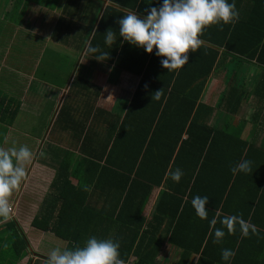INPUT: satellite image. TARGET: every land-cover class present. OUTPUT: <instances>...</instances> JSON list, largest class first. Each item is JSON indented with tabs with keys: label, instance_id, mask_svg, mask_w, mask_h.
Segmentation results:
<instances>
[{
	"label": "trees",
	"instance_id": "1",
	"mask_svg": "<svg viewBox=\"0 0 264 264\" xmlns=\"http://www.w3.org/2000/svg\"><path fill=\"white\" fill-rule=\"evenodd\" d=\"M111 1L118 6L107 7L89 46L108 52L106 61L139 75L140 82L125 116L112 125L110 139L94 148L96 159H88L93 171L86 170V164L72 169L70 164L60 165L33 226L57 235L68 248L83 246L90 236L119 241L121 261L134 264H160L157 258L166 242L179 250L174 264H190L195 257L196 264H224L222 248L235 252L231 264H264V150L242 138L245 123L231 121L249 97L246 82L228 81L218 104L227 116L223 125L211 121L217 108L201 100L208 78L219 65L226 68L230 59L254 62L253 92L264 105V0H234L239 12L235 25L207 27L200 37L203 44L188 53L189 64L178 71L164 69L154 52L149 54L119 36L118 21L128 10L145 16L162 0ZM109 29L116 33L112 47L104 43ZM233 72L229 69L226 74L230 77ZM83 80L75 78L73 93L85 90ZM67 108L64 105L57 120L64 118ZM87 135L80 150L85 149ZM243 160L252 161V172L233 175L231 168ZM176 168L184 173L179 183L168 175ZM158 187L162 189L148 218L144 210ZM196 195L209 198L207 220L197 217L191 205ZM99 197H105L104 203L94 204ZM231 215H242L259 234L243 238L237 226L234 235L214 244L209 222L216 218L215 227L220 228V220ZM0 244V256L10 250L12 264L26 253L44 257L31 251L17 220L0 230ZM39 260L30 257L27 264Z\"/></svg>",
	"mask_w": 264,
	"mask_h": 264
},
{
	"label": "crops",
	"instance_id": "2",
	"mask_svg": "<svg viewBox=\"0 0 264 264\" xmlns=\"http://www.w3.org/2000/svg\"><path fill=\"white\" fill-rule=\"evenodd\" d=\"M61 1L0 0V31H5V34L0 33V40H2L0 42L1 63L6 65V68L9 67L12 72L10 76L15 74L20 76V79L13 86L0 88V124L4 130L3 137L6 136L4 138L6 143L15 146L18 142V136H14L15 139H13L11 135H14V131L17 130L15 129L17 128L16 121L26 120L27 132L25 135L27 134V142L24 144L27 143V146L33 151V162L28 166L29 179L26 178L22 184L23 188L17 192L16 196L13 194L14 197L11 198L13 199L11 203L14 205L13 214L16 215H12L11 219L0 223V230H4L10 221L17 220L19 223L17 213L21 204L28 207L26 212L27 217L30 218V207L38 205V199L35 200V195L40 194L41 199L49 198L47 194L50 193L57 168L63 163L70 164L71 169L77 165L82 168V165L86 164V170L93 171L92 166L94 164L88 159H96L94 148L100 144V141L110 139L112 125H116L125 116L141 79L139 75L133 72L117 68L112 62L98 61L86 52L105 10L109 5L118 6V4L111 0H66L59 9L60 13L54 11ZM44 5L46 6L44 7ZM127 12L137 13L133 9ZM116 17L118 19L119 16L116 15ZM141 17L143 18V15ZM21 30L25 31L27 36H38L45 30L44 37H55L53 30L69 32L71 37L67 41L72 44L73 52L68 50L64 54L60 53L58 59L64 60L65 57H71L67 60L68 68H64L65 70L55 68L58 72L57 76L50 77L49 74L54 65L46 64L44 67L40 64V59L45 56L43 55L45 51L41 52V56L36 62L30 63L28 60V66L27 60L13 62L10 56L17 44L16 36L20 34ZM24 50L27 53L25 43L19 45V51L23 53ZM51 57L56 58L54 55ZM29 58L32 60L31 57ZM226 62H228L226 68L223 67L225 64L219 65L217 70L208 78L201 100L217 108V113L211 121L213 123L220 121L219 124L223 125L227 121V116L224 108L218 106L220 97L228 87L229 80L232 84L236 81H245L249 97L231 121L234 125L241 121L245 123L242 138L248 139L264 150V105L259 104L253 92L254 85H252L257 78L256 65L254 62L241 60L230 61L229 59ZM229 69H234L230 77L226 74ZM65 74L68 75L64 78L67 82L64 86H57L54 82L55 79L62 75L64 77ZM77 76L84 79L83 82L86 87L85 90L81 89L73 93L71 88ZM13 80L10 79L8 83ZM50 102L52 105L55 103L57 105L49 108ZM66 104L68 108L64 118L57 120ZM97 111H100L98 115H96ZM44 121H50V124ZM56 121H68V123L67 125H57ZM87 132L89 137L86 140L85 149L80 150ZM72 181L74 184L78 183L76 178H72ZM155 189L157 192L154 195ZM155 189L144 210V214L148 218L154 212L162 188ZM43 190L47 193H42ZM102 198L105 199V197ZM102 198L99 197L98 200H94V204L102 205L104 203ZM42 202L39 205L44 203ZM25 214L23 213L24 216ZM37 214L38 212L31 216V221ZM38 230L39 233L33 236L37 242L41 241L36 239L38 236H45V233L53 234L50 231ZM23 231L28 236L27 226ZM165 232H163V236ZM29 240L32 242V238ZM65 244L67 245V242ZM60 247H65L64 243H61ZM170 253L179 254V250L166 242L157 258L159 263L162 255H165V259L168 260ZM29 255L32 257L31 253ZM28 256L26 253L17 264H27ZM34 256L35 259L40 258ZM197 260L198 257H195L190 264L193 262L196 264Z\"/></svg>",
	"mask_w": 264,
	"mask_h": 264
},
{
	"label": "clouds",
	"instance_id": "3",
	"mask_svg": "<svg viewBox=\"0 0 264 264\" xmlns=\"http://www.w3.org/2000/svg\"><path fill=\"white\" fill-rule=\"evenodd\" d=\"M239 12L233 0H162L160 6L151 7L141 18L134 12L124 15L118 22L119 36L131 45L142 48L149 54L161 58L160 63L168 71H178L189 64L191 51L195 53L203 44L200 38L205 29L212 25H235ZM104 43L112 47L116 42V33L109 29L104 35ZM86 52L98 61H106L109 54L99 46H89ZM160 98V92L154 99ZM33 162V151L27 145L0 148V223L12 218L11 198L26 181L28 166ZM233 175L252 172V161L243 160L231 168ZM171 180L179 183L183 170L176 168L168 173ZM208 196L196 195L191 200L195 214L201 220L208 219ZM209 235L214 244H222L226 235L237 231L243 238L258 235L256 225L246 221L242 215L225 216L220 220L221 227L216 228L217 219L210 222ZM225 229L227 232H225ZM235 252L221 249L224 264H231ZM47 264H122L120 243L113 239H98L90 236L83 246L56 247L47 257Z\"/></svg>",
	"mask_w": 264,
	"mask_h": 264
},
{
	"label": "rangeland",
	"instance_id": "4",
	"mask_svg": "<svg viewBox=\"0 0 264 264\" xmlns=\"http://www.w3.org/2000/svg\"><path fill=\"white\" fill-rule=\"evenodd\" d=\"M66 2V0H62L60 2V4L54 9V11H58L60 13V7L62 5H64ZM46 5H44L45 7ZM2 32V33H1ZM46 31H42V34H39L38 36H34V35H28L26 34L25 31L21 30L20 34L18 36H16L17 39V44L14 46V49L12 50V55L10 56V59L13 62H19L21 60H27V66H28V60L31 62H36V60H38L41 56V52L45 51V53L43 55H45L42 59H40V64L44 67H46V64H51L54 65V68L51 69L49 76L50 77H56L57 76V71L56 69L59 68H68L69 63L67 62V60H69L71 57H65L64 60H58L60 57V53L64 54V52L70 50L71 52V43H68L67 39L70 38L71 36L69 35V32H65V31H54L53 33L55 35V37H44L43 33H45ZM1 34H5V31H0ZM7 38V37H4ZM3 38V39H4ZM0 42H2V40H0ZM23 43H25L27 45V53H25V50L22 52L19 51V45H22ZM1 47V46H0ZM52 55L56 56L55 57H51ZM31 57L32 60L29 58ZM35 60V61H34ZM62 61H64L63 63H61ZM246 63V62H245ZM68 64V65H67ZM8 65V63H7ZM65 70V69H64ZM10 74H12L11 70L9 69V67L6 65L1 63V58H0V88L4 86L5 87H11L13 86V84L20 79L18 75H14V76H10ZM68 75L65 74L64 77L59 76L57 77V79H55V84L57 86H64L65 83L67 82L64 78H66ZM13 80L12 82L8 83L9 80ZM8 83V84H6ZM55 106L57 105V103L54 104ZM54 105L51 104L49 105V108L54 107ZM50 112V110H49ZM17 122V130L14 131V135H11V137L13 139H15L14 136H18L17 137V143L15 144L16 147H19L20 145H27L24 144V142H27V134L25 135V133L27 132V121L26 120H20V121H16ZM44 122H50V121H44ZM220 122V121H219ZM219 122L217 121L216 123H214L216 126H220ZM50 124V123H49ZM13 132V131H12ZM4 134V130L3 128H1V124H0V148H10L12 147V145H10L9 143L7 144L5 139V137H3ZM6 135V132H5ZM4 140V141H3ZM28 174H27V180L28 178ZM21 188H23L21 186ZM21 190V189H20ZM161 191V190H160ZM157 192V189L154 190V195ZM42 193H47V191L43 190ZM18 193L15 192L14 196H16ZM160 194V192H159ZM49 194H47L48 196ZM13 196V197H14ZM42 196H40V194L35 195V200L38 199V205L35 206H31L30 207V211H31V215L30 218L32 219L31 216H33L35 213L39 212L41 205H39V203L41 201H45V198H42ZM44 199V200H43ZM11 201H13V199H11ZM42 202V203H43ZM17 204V202H16ZM16 206V205H15ZM14 208V205H13ZM28 207L25 204H21L20 205V210L17 213V218L19 219V225L20 227L24 230V228L27 226V235L29 238H32V242L31 243V247L33 250L31 251H36V253L44 256V257H40V260L38 261L39 264H44L48 255L50 254V252L61 245V243H64V246L66 247L67 245L65 244L66 241H64L63 239H61L60 237H58L55 234H51V233H45V236H38L36 239L41 240L40 242H37L33 236H36L37 233H39V230L36 228H33V224L31 223V219L29 217H27V209ZM23 213H26L25 216L23 215ZM13 215H16L15 213ZM25 217V219H24ZM22 219V220H20ZM24 219V220H23ZM28 220V221H27ZM21 221V222H20ZM25 223V224H24ZM2 235V234H1ZM7 240V239H6ZM2 244H0L1 246ZM63 246V244H62ZM3 249L0 248V251ZM28 256V255H27ZM32 256V255H31ZM33 259H35L36 257L33 255L32 256ZM31 257V258H32ZM30 258V255L27 257V261ZM178 260V253H170V257L169 259H165V255H162V258L160 259V264H174L176 261ZM1 264H12L13 263V258H12V253L9 250L8 253L6 254V251H3V254L1 256L0 259ZM194 264V262H193Z\"/></svg>",
	"mask_w": 264,
	"mask_h": 264
},
{
	"label": "built area",
	"instance_id": "5",
	"mask_svg": "<svg viewBox=\"0 0 264 264\" xmlns=\"http://www.w3.org/2000/svg\"><path fill=\"white\" fill-rule=\"evenodd\" d=\"M122 264H134L133 262H123L122 261Z\"/></svg>",
	"mask_w": 264,
	"mask_h": 264
}]
</instances>
